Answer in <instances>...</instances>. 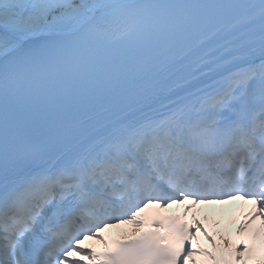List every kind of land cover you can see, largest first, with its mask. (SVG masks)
Listing matches in <instances>:
<instances>
[{
	"label": "snow or ice",
	"instance_id": "obj_1",
	"mask_svg": "<svg viewBox=\"0 0 264 264\" xmlns=\"http://www.w3.org/2000/svg\"><path fill=\"white\" fill-rule=\"evenodd\" d=\"M237 199L253 211L218 245L197 213ZM245 232L264 0H0V264H247Z\"/></svg>",
	"mask_w": 264,
	"mask_h": 264
},
{
	"label": "bare ground",
	"instance_id": "obj_2",
	"mask_svg": "<svg viewBox=\"0 0 264 264\" xmlns=\"http://www.w3.org/2000/svg\"><path fill=\"white\" fill-rule=\"evenodd\" d=\"M174 208H182V206H173ZM201 212L197 213V218L201 220L204 226L208 229L210 234H213L216 242L225 245L227 241H231L233 246L238 240L236 229L239 226L241 217L244 213L250 212L251 208L247 205L246 202H242L240 199L229 201L225 204H219L216 207L215 204L212 205H201ZM238 212H235L238 210ZM171 210V209H170ZM193 213L189 212L187 217L192 221ZM207 216V219L205 217ZM243 219V218H242ZM258 222V223H257ZM260 221H256V224L253 225V228H259ZM132 226L130 225H121L119 227L108 229L105 231L104 236L106 237L111 232H115L120 237H125L127 234H130ZM199 239L203 241L200 242L201 246L204 244L203 234L198 233ZM246 237H249L250 247L255 245L258 249L257 252L248 254L246 253V258L250 259L249 256H254V264H264V232L261 233L260 238L253 240L250 237L248 232L243 234ZM90 245L95 246L96 248L101 247L97 241H88L86 242Z\"/></svg>",
	"mask_w": 264,
	"mask_h": 264
},
{
	"label": "rangeland",
	"instance_id": "obj_3",
	"mask_svg": "<svg viewBox=\"0 0 264 264\" xmlns=\"http://www.w3.org/2000/svg\"><path fill=\"white\" fill-rule=\"evenodd\" d=\"M207 217V216H206ZM201 243H203V241L200 240ZM203 246H205L207 249L210 250V244L204 239V244ZM247 264H254L253 259H248L246 258Z\"/></svg>",
	"mask_w": 264,
	"mask_h": 264
}]
</instances>
